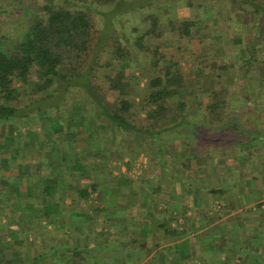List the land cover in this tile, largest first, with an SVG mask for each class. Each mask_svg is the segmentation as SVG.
Masks as SVG:
<instances>
[{
    "label": "trees",
    "instance_id": "trees-1",
    "mask_svg": "<svg viewBox=\"0 0 264 264\" xmlns=\"http://www.w3.org/2000/svg\"><path fill=\"white\" fill-rule=\"evenodd\" d=\"M3 1L0 0V122L27 118L42 110V114L45 113L46 116V112L49 113V109L53 107L49 106L52 104L48 101L54 93L82 88L84 93L76 101L81 102L72 105L73 112L77 113L85 108L91 119L87 121H95L97 118L105 130L119 132L122 140L129 141L133 138L142 141V146L149 149L145 150L148 154L153 149L161 150L169 143L170 137L180 138L188 148L206 149L210 145L215 147L217 141H225L220 133L222 130L214 129L216 127L231 130L234 137L241 133L239 131H243L231 114L228 103L230 97L228 100L226 96L234 88L229 87V91L225 88L223 93L226 95L220 96V92L215 90L204 93L203 87L197 83L205 77V71L200 65L210 61L207 55L210 50L207 46L199 53L191 54L196 55L193 66L198 67L195 75L191 77L184 73L177 55L167 60L163 52L166 46L162 42L167 40L166 37L177 36L189 43L196 36V20L170 19L161 22L158 8L164 15H168L170 4L177 8L183 0H145L143 4L136 5L133 4L140 0H29L28 9L31 15L16 28L11 21L20 19L22 11ZM184 1L189 8L195 6L198 9L221 12L226 6L241 14V29L243 33L245 30L247 37L244 47L246 57L243 56L246 67L244 73L248 74L247 79L259 82L264 77V61L260 59V55L264 56V0ZM121 6H126L125 11L114 12ZM107 13L114 14L123 23V27L113 21L112 26L107 25L108 32L105 28L101 29L98 26L99 17ZM132 16H138V26L130 24ZM222 27L219 31H229L226 24ZM128 39L141 56L144 55L142 57L145 65L137 67V61L130 58L128 50L131 45L127 44ZM180 51L187 53L184 47L179 48L178 53ZM216 64L219 62L212 63ZM226 68L229 67L220 65L219 70ZM252 94L240 89L237 96L247 99ZM200 95L202 99L199 98ZM206 95L211 97V101H204ZM37 103L39 105L30 111ZM94 124L90 123L85 129L91 132L90 127ZM244 126L242 129H247ZM211 131L219 134L211 136ZM245 133H249L250 139L246 141L251 143L246 147L247 156L250 157L245 162L254 168L255 160L249 161L264 146L255 142L260 135L264 141V129ZM231 142L236 143L235 140ZM74 167L76 169H69L68 173L65 171L67 168H57L56 172L60 175L58 177L63 179L65 174H69L82 180L87 176L82 168L77 165ZM96 188L94 185L72 186L70 194L59 188L50 205L46 200L39 202L40 208L33 214V219L28 222L23 219L22 222L19 221L25 233L24 242L31 237L29 245L32 247L29 258L22 260L21 264H62V261H66V264H89L91 259L96 258H106L107 264H125V261L114 259L116 256H113L112 250L115 248V236L106 231L105 227L98 235L92 234L95 228L101 226L98 214L106 211L105 208L89 206L88 210L94 213L89 219L92 233L85 235L87 245L84 246L77 242L71 244L75 234H66L62 226H58L57 219H51L52 214L60 215L74 207L64 203L66 196L71 195L73 198L72 190L76 189L79 200H88L91 195L89 189ZM38 189L42 195L49 194L47 190L43 191L40 184ZM216 192L221 194L223 190L211 191V194ZM2 198L3 191L0 189V204ZM7 201L10 202L11 199H6ZM10 203H5L0 210L5 212L9 209L11 214L8 217L13 218L17 216V212L14 209L15 203ZM232 205L228 202L226 210L221 209L218 214L214 213L213 218L220 220ZM105 221L109 223L110 220ZM234 223H229V226ZM49 225L51 229L48 228ZM10 233L7 236L15 237L14 233ZM226 242L224 233L219 246L215 248L223 250ZM120 248L118 246L119 251ZM0 264H6L5 257H0Z\"/></svg>",
    "mask_w": 264,
    "mask_h": 264
},
{
    "label": "crops",
    "instance_id": "crops-1",
    "mask_svg": "<svg viewBox=\"0 0 264 264\" xmlns=\"http://www.w3.org/2000/svg\"><path fill=\"white\" fill-rule=\"evenodd\" d=\"M263 103L258 102L260 106H264ZM72 107L68 110H65V107L55 108L59 111L55 117L61 127L48 129L54 135L50 139L53 143L55 141L53 147L45 149V141L42 140L44 138L37 141L34 136L29 138V145L23 144V149L26 151L16 152L18 156L21 155L16 162V154L11 156L15 162V175L11 183L4 181L1 191L4 192L3 198L11 199L10 202L15 203L14 209L19 214L15 218H9L11 211L6 209L3 213L7 212V218H4L5 216L0 213V218L4 221L0 223V236H2L0 242L10 232L15 236L20 234L14 230L16 228L19 231L22 230L19 221L22 222L23 219L28 222L33 219V214L37 213L40 208L39 202L46 200L50 205V201L54 200V195L59 188L70 194L69 190L72 186L94 185L97 188L89 189L91 195L88 200H79L76 189L72 190L73 198L71 195L66 196L64 203L69 207H74L66 213L51 216L52 220L57 219L58 226H62L66 234H71V232L75 234L71 244L87 245L85 235L92 233V228H89V219L94 216L88 208L96 205L105 208L106 211L98 214V222L101 226L95 228L92 234L98 235L105 227L106 231L115 236L113 245L115 248L112 252L116 260L125 261V264L217 263L214 261L212 251L219 246L221 236L224 234L222 230L226 232V221L231 217L237 219V215L240 216L247 209L245 201L249 202L252 198H256L255 193L247 194L248 187L245 189V186L251 182L243 177L245 173L241 172L242 178L237 177L239 181H228L229 171L225 170L226 166L210 161V148L204 149L206 156L197 157V153H193L195 148L175 145L174 156L177 159L170 162L168 147L164 145L161 150L151 151L150 163L144 170L143 178L133 179L124 171V168L122 170V162L115 164L114 167L111 164L114 158L117 159L121 154L124 155L123 149L127 147L124 143L125 139L119 138V141L123 143L115 145L117 139L98 123L97 118L95 121H87L85 108L75 113ZM61 112H66L67 115L59 116ZM93 122L95 124L91 125V132H88L85 127ZM115 133L121 135L119 132ZM47 136L49 140V134ZM134 141L135 148H137V140L134 139ZM28 155L31 156L30 158L37 156L27 163L25 160L29 157ZM218 160L220 162V159ZM10 163L13 162L3 164L5 175H8L9 169L13 170ZM110 164L111 179L108 181V178L100 173L101 169L107 168ZM76 165L82 168L87 175L82 180L69 174H65V178L60 179L58 177L60 175L56 172L57 169L54 170L56 166L64 167L67 168L65 171L68 173L69 169H76L74 167ZM130 165L129 162L127 166ZM93 170L95 173L91 174ZM223 170L225 171L221 176L223 179L220 180L215 176V171ZM227 181L230 183L226 184ZM39 184L43 191L47 190L52 196L40 194ZM218 190H223V193H218L220 198L218 197L215 201L222 205L220 210H226L228 202L233 204L220 220L213 218L214 212L217 213L218 209L212 207L214 202L210 198L211 191ZM214 195H217V192ZM6 199L5 203L11 204L6 202ZM107 219L110 220L109 223L105 221ZM48 228L51 229V225ZM118 246H121L120 251ZM16 248L15 250L19 251L21 256L19 242ZM10 261L6 264H13L12 260ZM16 263L21 264L22 262L18 260ZM107 263L106 258H96L91 259L89 264ZM62 264H66V261H62Z\"/></svg>",
    "mask_w": 264,
    "mask_h": 264
},
{
    "label": "rangeland",
    "instance_id": "rangeland-1",
    "mask_svg": "<svg viewBox=\"0 0 264 264\" xmlns=\"http://www.w3.org/2000/svg\"><path fill=\"white\" fill-rule=\"evenodd\" d=\"M2 1V0H1ZM145 0H140L136 4H143ZM4 3H9L13 8H17L18 10H21L22 15L19 16L20 19L17 21H11V23L15 24V28L20 24L24 22L25 18H29L31 15V12H29V0H4ZM22 2V3H21ZM7 4V5H9ZM131 5V6H133ZM225 6V5H224ZM126 6H121L114 10L116 11H125ZM159 15L161 18V22H167L170 19L173 20H196L198 26L195 29V38L193 42L187 43L184 40H181L177 36H169L166 37L167 40L162 42V44H165V48L163 49V52L167 58V60L172 59L174 55H177V60L180 61L181 67L186 74L187 77H191L195 75V72H197V68L193 66V62L196 60V55L192 56L191 54L199 53L200 50L203 47H208L210 51H208L207 55L209 57V62L200 65V67L205 71V77L198 80V85L203 87V92L206 93V91L212 92L213 90L218 91L220 96L226 95L223 93V90L228 89L229 87H233L234 89H230V93L227 96L228 100L230 97L229 106L231 108V114L234 116V119L236 122H238L239 127L243 131H239L241 133H238L235 137L233 132L231 130L227 129H221L219 127H216L214 129L220 131V133L223 134V138H225V141L219 142L217 141L215 147L210 145V161L215 162L217 165L224 164L226 166L225 170H228L229 173L226 171V174L228 173L227 179L231 182H236L237 177H241V172L245 173L243 174V177L251 182V184H247L245 186V189L248 187L247 194L255 193L256 198H252L251 201L246 202V211L242 213L240 216L237 215V219L235 217H231L226 221V232L225 230H222V232L226 235V245L223 250H217L215 249L213 253L214 261L217 262L216 264H264V146L262 147V150L258 152V155H255L250 159L249 162H251L253 159L255 160V167L251 168L246 162L245 159L250 156H247L248 154V146L251 145V143H248L246 140L249 137V133L245 132H253L256 129H264V106H260L258 102L262 101L264 102V77L260 79L259 82H253L249 79H247V75L244 73L245 64H244V58L246 57L245 54V41L247 40L245 30L243 33V30L241 29V14H238L233 11V8L229 7H223L221 12H211L207 9H198L195 6L192 8L187 7L186 1H180L179 6L176 8L174 4H170L168 10L169 14L164 15L163 11L158 8ZM105 15V16H104ZM103 17H99V24L98 26L101 29L106 30L108 32V27L112 26L113 21L119 25V27H123V23L117 19L114 14L111 13L104 14ZM138 15V14H137ZM218 19V20H216ZM106 20V21H105ZM131 23L135 26H138L140 22L138 21V16H132L130 19ZM226 24L229 26V31L225 32L223 30L219 31L221 29L222 25ZM108 25V27H107ZM223 28V27H222ZM250 29V28H249ZM218 30V31H217ZM214 34H217L214 36ZM220 34V35H218ZM216 37H220L217 39ZM197 38H199L197 40ZM197 40V41H196ZM150 41V39H149ZM201 41V42H200ZM127 44L131 45V40L126 41ZM151 42V41H150ZM186 48L187 53L184 51H180L178 53L179 48ZM129 55L130 58H132L134 61H137V67L145 65V62L143 61L144 58L141 56V53L138 51L136 47H133L132 45L129 47ZM184 52V53H183ZM189 52V54H188ZM146 58V57H145ZM264 56L260 55V59L264 61ZM219 62V64L212 65L213 62ZM221 66H227L229 68H226V70H219ZM216 66V67H214ZM256 68V67H254ZM257 69V68H256ZM129 72V71H128ZM264 76V75H262ZM240 77V80L238 81V78ZM242 81V82H241ZM201 87V88H202ZM226 88V89H225ZM240 89L244 92L253 93L252 97H248L245 99L244 97L238 98L237 94L240 92ZM64 90V89H62ZM56 92V91H54ZM225 92V91H224ZM50 93V91L48 92ZM84 93L82 88H73L70 89L68 92H61V93H54L51 99L48 101L53 106V108H50L49 113L42 111H37V115L33 114L29 117H21L18 119L13 120L12 122H0V189H2L4 185V181H7L11 183L10 181L14 178L15 175L14 167L15 162L17 159H19L20 156L17 155L16 152H20L23 149V144L29 145L30 141L29 138L34 137L37 138V141L42 139L44 142V148L53 147L55 145L52 141H50L51 138H53V132L48 131L51 127H54L55 129L60 128L61 125L59 122H57V112L58 109H55L56 106L60 107L59 109H62L65 107V110H68V108H71L73 103L79 104L81 101H77V99H80L81 97H78L80 94L82 95ZM233 94V95H232ZM204 101H211V97L208 98V96ZM200 99H202V95L199 96ZM111 100V99H110ZM75 101V102H74ZM258 101V102H257ZM257 102V103H256ZM39 104H34L33 107H31L29 110L32 111L34 108H36ZM264 105V103H263ZM261 107V108H260ZM263 109V111H262ZM62 111V110H61ZM195 113V111H193ZM39 114V115H38ZM66 112H61L59 116H62ZM87 119L90 120V114L86 112ZM261 116V117H260ZM55 117V119L53 118ZM210 120H212V115L210 114ZM63 122V118H62ZM59 123V124H58ZM245 124L246 126H244ZM246 127L247 129H242V127ZM215 130V131H216ZM215 131H211V136H217L219 133H216ZM114 132V131H113ZM112 133L114 135L116 144H121L122 142L119 141V134L117 135L115 132ZM58 133V132H54ZM49 134V140H47ZM242 137V138H239ZM232 137V138H231ZM247 137V138H245ZM244 138V140H242ZM255 141L258 145L262 146L264 144V141L261 140V135L256 138ZM47 140V141H46ZM169 143H167V151L168 155L170 154V162H173L176 160V156H174V148L176 146H182V140L180 138L170 137ZM235 140L236 143H232L231 141ZM240 140H242V143H239ZM172 141V142H171ZM174 141V142H173ZM134 139L125 140V144H127L126 148L123 149V154L118 156L117 159H113V162H111L112 166L114 167L115 164H120L122 166V170L124 168V171L127 172L130 177L133 179H142L144 170L150 163V157L151 153H147L145 150L148 149L145 146H142V141L137 140L138 147L135 148L134 145ZM176 143V144H175ZM50 144V145H47ZM192 146H195L194 143H191ZM15 147V148H14ZM196 150L193 151V153H197V157L206 156L205 151L202 147H195ZM245 148V149H244ZM13 149V150H12ZM44 149V150H45ZM12 150V152H11ZM204 150V151H203ZM258 150V149H257ZM26 151V150H24ZM149 151V149H148ZM204 152V153H203ZM245 152H247L245 154ZM46 153V152H45ZM16 154L15 162L13 161V157ZM39 154V153H36ZM40 155V154H39ZM29 156V155H28ZM37 155H34L32 158L29 156L25 162L30 163ZM42 157V155H40ZM26 158V156H25ZM129 161H126V160ZM220 159V162H218ZM132 160V162H131ZM9 162H13L11 164V169H9L8 175H5V169L3 167V164H9ZM131 163V165L128 167L127 164ZM218 162V163H217ZM110 166L104 167V169H101V173L103 177H107L108 181L111 179L109 176V171L112 168ZM59 166H56L55 169H57ZM115 172H117L115 170ZM225 171L216 172L215 176H217L218 179L222 180L223 178L222 173ZM95 171L93 170L91 174H94ZM108 173V175H107ZM224 176V175H223ZM9 177V178H8ZM226 182V184L230 182ZM223 185V184H222ZM221 185V186H222ZM220 186V187H221ZM229 188V187H228ZM226 188V189H228ZM6 189V187H5ZM3 190V189H2ZM5 191V190H4ZM245 191V190H244ZM95 195V193H92ZM245 194V195H247ZM4 195V192H3ZM243 195V194H242ZM218 193L217 195L212 194L210 196L211 200L214 202L213 208H217L218 212L220 211V208L222 207L221 204L218 202H215L218 200ZM220 198V197H219ZM2 204H0V207H4L5 199L2 198ZM218 206H220L218 208ZM4 210V209H3ZM6 211V210H5ZM250 211V212H249ZM0 213L4 215V218L6 217V213H3L2 210H0ZM215 213V212H214ZM17 213L16 215H18ZM1 216V215H0ZM15 216H13L14 218ZM3 218V219H4ZM2 221V218H0V223ZM4 221H2L3 223ZM228 222V223H227ZM235 222V223H234ZM229 223H234L232 226H229ZM230 228V229H229ZM26 229H29L26 228ZM229 229V230H228ZM20 232V234H17L15 237L7 236L5 239L0 242V257L7 256L6 262H11L12 260L13 264H17L18 260L22 262V260L28 259L30 256V253H32V247L29 245V242L31 241V237L28 240H25V233L22 230H18L17 228L14 229ZM228 230V231H227ZM20 236V237H19ZM2 236H0L1 238ZM16 238V239H15ZM19 241H18V239ZM20 246L21 256L20 252L16 253L15 251L18 250L16 248V245ZM11 244V245H9ZM17 250H15V248ZM17 260V261H16Z\"/></svg>",
    "mask_w": 264,
    "mask_h": 264
}]
</instances>
